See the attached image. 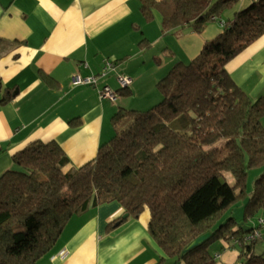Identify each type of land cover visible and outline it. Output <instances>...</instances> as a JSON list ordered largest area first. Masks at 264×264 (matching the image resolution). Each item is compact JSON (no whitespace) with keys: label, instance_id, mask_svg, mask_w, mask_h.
I'll list each match as a JSON object with an SVG mask.
<instances>
[{"label":"trees","instance_id":"16d2710c","mask_svg":"<svg viewBox=\"0 0 264 264\" xmlns=\"http://www.w3.org/2000/svg\"><path fill=\"white\" fill-rule=\"evenodd\" d=\"M238 1L140 0V10L147 21L159 13L166 30L199 34ZM263 34L264 0H253L158 82V104L128 112V126L79 168L62 171L68 159L54 141L15 153L13 169L0 176V264H38L73 216L111 202L133 219L149 213L147 231L162 253L156 264H215L210 246L219 240L236 243L239 264H264V254L253 252L258 239L245 241L255 227L246 233L231 216L223 220L245 200L244 225L264 209V98L251 101L225 70ZM255 168L263 172L248 192ZM205 233L210 239L182 256Z\"/></svg>","mask_w":264,"mask_h":264},{"label":"crops","instance_id":"0c3cea01","mask_svg":"<svg viewBox=\"0 0 264 264\" xmlns=\"http://www.w3.org/2000/svg\"><path fill=\"white\" fill-rule=\"evenodd\" d=\"M252 1L226 9L225 19L211 20L197 34L187 26L164 29L155 11L145 20L140 0H0V176L13 169L12 156L34 141L59 145L68 159L64 173L93 161L100 145L111 139L115 116L123 108L143 111L158 104V82L176 64L193 59ZM161 41L160 55L166 58L158 57L159 51L146 58ZM106 62L114 70L101 76ZM225 70L251 101L264 98V34ZM77 74L98 79L93 86H73ZM119 74L132 80L123 94ZM103 86L119 94L115 103L99 100ZM261 122L264 128V118ZM245 201L238 207L243 209ZM124 214L111 202L73 216L38 264H156L162 253L147 231L149 213L137 219H122ZM229 216L243 222L241 214ZM248 222V228L254 226ZM260 239L253 247L256 255L264 254ZM234 244L219 240L212 246L215 264H239L240 248Z\"/></svg>","mask_w":264,"mask_h":264},{"label":"rangeland","instance_id":"374dc122","mask_svg":"<svg viewBox=\"0 0 264 264\" xmlns=\"http://www.w3.org/2000/svg\"><path fill=\"white\" fill-rule=\"evenodd\" d=\"M245 3V0H241L239 3L237 2V4L236 3H233L232 5H231V9H230V11L231 10H233L234 8H239V7H243V4ZM244 7H246V6H244ZM245 9V8H244ZM238 11V10H237ZM226 12V11H225ZM223 12V14H222V17L225 19L226 17H225V14H227V13H229V12ZM225 13V14H224ZM217 20H219V18L217 19ZM216 23V22H215ZM208 41H210V40H208ZM169 42H170V40H169ZM165 45V41H161L160 43H158L152 50H153V52L152 51H147V53H146V58H151V55L152 54H155L157 51H159V56L158 57H160V58H162V59H164V58H166L164 55H160V48L162 47V46H164ZM162 62H164V60H162ZM156 92H157V94H159V95H161L160 93H159V91L156 89ZM129 96V95H128ZM127 96V97H128ZM119 98V97H118ZM163 99V97L161 96V100ZM160 100V101H161ZM159 101V102H160ZM135 103H137V102H135ZM158 103V102H157ZM156 104V103H155ZM135 105H139L138 103L137 104H135ZM146 111H147V109L148 108H144ZM125 110V112H127V114L126 113H124V112H121L122 114H121V116H119L118 118H117V120H112V131H113V134H112V136L111 137H113L114 135H115V131L116 130H118V132H121L122 130H124L127 126H128V124L130 123V121H131V118H130V116H129V113L128 112H131L132 110H126V108H123V111ZM145 110H143V111H145ZM263 172V170L261 171V169H259V168H255V169H250L249 171H248V178H247V189H248V192H250L251 190H252V185H253V182L255 181V179L261 174ZM226 177H227V180H228V182L229 183H232L233 182V177H232V175H230V174H227L226 175ZM238 206H240V204H238L237 206H235L231 211H229L227 214H230V213H232V215L235 217L236 216V218L238 217V215L239 214H241V216H240V218L243 216V209L242 208H240V207H238ZM236 207H238V208H236ZM264 209L263 210H261V211H258V212H256V214L254 215V217H253V219L251 220V221H249L248 223H249V225H251L252 226V223H254V226H256L257 225V221H258V218L259 217H264ZM227 216H229V215H226V217ZM226 217H224L223 218V220L226 218ZM237 223H239V222H237ZM263 230L261 231V234H262V237H264V234H263ZM259 243H262V239H259L255 244H259ZM214 244H212L211 246H210V251H212L213 250V246Z\"/></svg>","mask_w":264,"mask_h":264},{"label":"built area","instance_id":"2783aa9c","mask_svg":"<svg viewBox=\"0 0 264 264\" xmlns=\"http://www.w3.org/2000/svg\"><path fill=\"white\" fill-rule=\"evenodd\" d=\"M111 70H114V64L110 62H106L103 66L101 76H105V74ZM97 79L98 78L96 76L82 77L77 74L71 78V85L73 86H79V85L93 86L96 84ZM116 81L119 85L120 90L127 89L132 83V80L129 77L120 75V74L116 76ZM98 95H99L100 101L107 100L111 103H115L119 99L118 98L119 94L108 86H103L101 90L99 91ZM254 227L255 229L253 230V233L245 237V241L253 242L261 238L262 236L261 231L264 230V218H258L257 225ZM215 257H217L216 254H214V258Z\"/></svg>","mask_w":264,"mask_h":264},{"label":"water","instance_id":"95a60500","mask_svg":"<svg viewBox=\"0 0 264 264\" xmlns=\"http://www.w3.org/2000/svg\"><path fill=\"white\" fill-rule=\"evenodd\" d=\"M127 217H128V215L124 214L122 219H125ZM115 225H118V223H116ZM237 226L239 228H241V230L243 232L248 233L250 231V228H248L246 225H244L243 222H239ZM210 237H211L210 233H205V234L199 236L198 238H196L195 240H193L191 242V244L183 251L182 256L188 254L190 251H192V250L196 249L197 247L201 246L202 244H204L207 240L210 239Z\"/></svg>","mask_w":264,"mask_h":264}]
</instances>
